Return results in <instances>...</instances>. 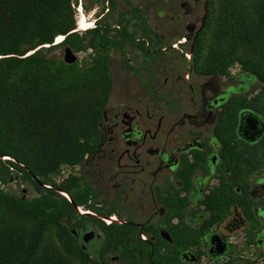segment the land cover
I'll return each mask as SVG.
<instances>
[{
	"label": "trees",
	"instance_id": "trees-1",
	"mask_svg": "<svg viewBox=\"0 0 264 264\" xmlns=\"http://www.w3.org/2000/svg\"><path fill=\"white\" fill-rule=\"evenodd\" d=\"M102 1L114 11L115 0ZM207 7L204 31L208 44H202V68L227 75L239 62L240 71L260 82L253 100L241 104L231 99L226 104L221 121L228 134L220 136L225 143L224 138L233 134L241 107L252 106L264 113V0H207ZM74 10L71 0H0V264L91 261L89 246L84 248L71 231L84 224L76 210L86 201L78 188L79 177L74 171L59 183L55 177L63 165L73 169L94 150L98 123L112 88L107 63L111 48L122 51L127 42L136 44L130 25L140 28L144 36L151 28L133 7L130 18L118 13L119 29L99 19L95 27L79 34ZM58 36L62 38L55 42ZM145 45L141 40L137 46L147 56ZM56 46H69L75 53L90 49L91 59L66 64L52 53ZM237 148L238 168L246 160L257 165L264 155L259 144L248 147L240 141ZM13 177L29 182L36 195L28 198L6 189ZM204 204L209 212L202 224V239L231 213L233 205L241 208L251 230L259 225L252 211L254 203L248 198L218 188L207 195ZM97 222L103 232L98 247L102 264H107L104 254L109 251L119 252L128 264H144V260L145 264H186L179 252L201 244L191 240L200 235L198 231L194 234L188 227L177 226L173 251L161 253L158 242L151 255V247L140 243L136 226ZM247 237L249 246L252 231L247 230ZM233 259L217 264H231Z\"/></svg>",
	"mask_w": 264,
	"mask_h": 264
},
{
	"label": "flooded vegetation",
	"instance_id": "flooded-vegetation-1",
	"mask_svg": "<svg viewBox=\"0 0 264 264\" xmlns=\"http://www.w3.org/2000/svg\"><path fill=\"white\" fill-rule=\"evenodd\" d=\"M157 3L166 13L168 27L162 25L165 30L158 33L154 25L146 37L133 39L136 44H125L142 59L129 56L125 47L110 50L119 53L117 69L121 71L117 74L124 76V82L117 86L116 72L111 71L112 88L98 123L94 150L74 166L86 201L76 206L78 220L84 224L71 231L78 241H83L85 233H94L88 243L83 241L86 247L103 238L98 220L107 225H134L140 243L148 244L152 255L158 242L161 253H171L176 227L185 226L194 234L198 231L200 235L191 240L201 243L179 252L186 264L227 263L232 258L231 264H264V252L255 249L264 247V224L260 221L264 215L256 207H264V155L257 165L246 160L242 168H238L237 155L240 141L248 147L259 144L264 148V113L252 106L241 107L233 134L224 138L225 143L220 139L222 133L228 134L227 125L221 121L226 104L231 99L241 104L253 100L260 82L240 70L226 75L202 68L207 0ZM177 36V41L166 45ZM141 40H145L147 56L137 46ZM107 63L111 68L110 57ZM218 188L254 203L252 211L259 222L254 230L241 208L233 205L231 213L202 239V224L209 212L204 200ZM58 192L69 199L65 191ZM241 229L246 230L245 243L247 230L254 239L239 251L229 240ZM213 234L226 243L222 255L216 253L215 246L209 248ZM104 255H111L114 264H128L119 252Z\"/></svg>",
	"mask_w": 264,
	"mask_h": 264
},
{
	"label": "rangeland",
	"instance_id": "rangeland-1",
	"mask_svg": "<svg viewBox=\"0 0 264 264\" xmlns=\"http://www.w3.org/2000/svg\"><path fill=\"white\" fill-rule=\"evenodd\" d=\"M75 1L78 4L79 0H75ZM157 2H160V0H115L114 5H113L114 11H111L109 3L106 1L103 2L102 0H81V10H82L81 12L77 11L73 7L75 9L74 11H75V19H76L75 31H77V33H79V34H83L85 32V30L79 29V20H80V17H83V15L86 18L85 19L86 23H88V24L91 23L90 28L95 27L97 21L100 19V20H104V21L110 23L111 26L113 27V29L114 28L119 29L118 28L119 26L117 27V23L115 21L118 13H125L126 18H130L132 16L131 9L133 7H135L139 10V12L142 14V16L146 19L145 25L148 26L149 28H152L154 25L157 26L158 27L157 28L158 33H160L161 30L163 29L162 28L163 26L168 27L166 24L169 23V21H167V19H166V16H165L166 13L162 12L159 9L160 4H158ZM216 5L217 4H215V6ZM216 8H218V5L216 6ZM201 10H202V8H198L197 11L201 12ZM214 11H215V9H214ZM128 30L130 32H132V30H133L132 33L134 34L135 39H141L142 37H146V36H144L142 30L140 28H137V26L135 27L133 25H130ZM163 30H165V29H163ZM111 33H115V31H112ZM211 33H212V28L209 29L208 35H210ZM179 38L180 37L177 36L176 38L172 39V41H170L166 45H169L170 43L177 41ZM167 40H168V38H167ZM56 41H57V38L55 39V42ZM202 44L204 46L206 44H208L207 35L203 36ZM64 48L65 47H62V46H56V47H54L52 53L57 58H60L63 60ZM125 51H127V54L129 56H135L137 60L142 59L141 55H139V53L131 47H128V46L125 47ZM90 53H91L90 49H85L79 53L74 52V54L77 57L76 62L78 61L80 64H82L84 60L90 61V59H91L89 57ZM109 55H110V67H111L110 71L116 72V76L114 75V77H115L114 81H115V83H117V86L122 87L123 82H124V80H123L124 76L117 74V72L121 71L120 69H117L118 62L120 61L118 58L119 53L116 50H112V52H110ZM229 70L231 71L232 75L236 74L237 71L240 70L239 62H236L235 64H233ZM255 84H256V82L253 84V86ZM257 87H258V85H257ZM3 158H9V157H3ZM262 166H264V165H262ZM44 186L48 187L49 185L44 184ZM5 188L11 190L12 192H15L16 194L25 195L28 198H32L36 195L34 188L31 186V184L29 182L20 181L14 177L9 180V184L7 186H5ZM48 188H50V186ZM256 207L258 208V212L261 213L262 215H264V207H261L260 204H257ZM260 221H261V224L263 225L264 224V216L260 218ZM241 231L245 232L244 229H241ZM252 238L254 239L253 233H252ZM80 243H83V241H80ZM88 246H89V251L91 254V261H89L88 264H99V263L102 264V261L99 259V254H98L99 243H97V242L90 243V245H88ZM255 249H257V251H259L260 253L264 252V247H262V246L257 247ZM257 251L255 252V254L259 253ZM245 255H246V257H248L247 252L244 253V256ZM111 259H113V258H111V255L104 257L105 263L109 261L111 264H114L113 263L114 261ZM77 263L79 264V262H77ZM256 264H261V263L256 262Z\"/></svg>",
	"mask_w": 264,
	"mask_h": 264
},
{
	"label": "water",
	"instance_id": "water-1",
	"mask_svg": "<svg viewBox=\"0 0 264 264\" xmlns=\"http://www.w3.org/2000/svg\"><path fill=\"white\" fill-rule=\"evenodd\" d=\"M184 4L187 6L188 3L184 2ZM206 18V14L204 15V18L202 20V28L204 26V21ZM77 57L74 54V52L72 51V49L69 46H66L64 48V56H63V61L66 64H72L74 62H76ZM94 237V233L93 232H87L84 234L83 236V241L84 243H88L92 238ZM215 242V244H214ZM212 246H215L214 249L216 250V253H218L219 255H222L225 253L226 250V243L224 242V240L218 235V234H213L211 236V239L209 241V248ZM85 248V246H83ZM213 249V247H212Z\"/></svg>",
	"mask_w": 264,
	"mask_h": 264
},
{
	"label": "built area",
	"instance_id": "built-area-1",
	"mask_svg": "<svg viewBox=\"0 0 264 264\" xmlns=\"http://www.w3.org/2000/svg\"><path fill=\"white\" fill-rule=\"evenodd\" d=\"M72 6L77 10V11H82L81 10V0L78 1V4L76 3L75 0H72ZM231 72V71H230ZM75 172L74 168L72 169L71 166L69 165H63L61 167V172L55 177V181L57 183L61 182L64 178H67L68 175L71 173V172ZM49 187V186H48ZM229 242L233 245H235L237 247V249L239 251H242L243 250V247L244 245H246V236H245V233L240 231L236 237H231Z\"/></svg>",
	"mask_w": 264,
	"mask_h": 264
},
{
	"label": "bare ground",
	"instance_id": "bare-ground-1",
	"mask_svg": "<svg viewBox=\"0 0 264 264\" xmlns=\"http://www.w3.org/2000/svg\"><path fill=\"white\" fill-rule=\"evenodd\" d=\"M82 15H83V14H82ZM85 19H86V18H85L84 15H83V17H80V20H79V29H84V30H85V28H88L89 25H91L90 22H89L90 24L86 23V20H85ZM61 38H62L61 36H58L56 42L60 41Z\"/></svg>",
	"mask_w": 264,
	"mask_h": 264
},
{
	"label": "clouds",
	"instance_id": "clouds-1",
	"mask_svg": "<svg viewBox=\"0 0 264 264\" xmlns=\"http://www.w3.org/2000/svg\"><path fill=\"white\" fill-rule=\"evenodd\" d=\"M230 71V70H229Z\"/></svg>",
	"mask_w": 264,
	"mask_h": 264
}]
</instances>
